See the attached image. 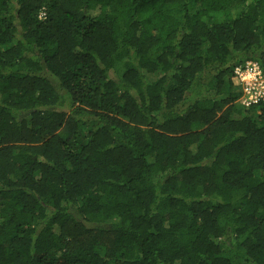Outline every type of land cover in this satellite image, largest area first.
I'll list each match as a JSON object with an SVG mask.
<instances>
[{
  "label": "trees",
  "instance_id": "obj_1",
  "mask_svg": "<svg viewBox=\"0 0 264 264\" xmlns=\"http://www.w3.org/2000/svg\"><path fill=\"white\" fill-rule=\"evenodd\" d=\"M264 0H0V264H264Z\"/></svg>",
  "mask_w": 264,
  "mask_h": 264
},
{
  "label": "built area",
  "instance_id": "obj_2",
  "mask_svg": "<svg viewBox=\"0 0 264 264\" xmlns=\"http://www.w3.org/2000/svg\"><path fill=\"white\" fill-rule=\"evenodd\" d=\"M235 84L241 91L240 103L244 107L264 100V73L255 62H245L234 69Z\"/></svg>",
  "mask_w": 264,
  "mask_h": 264
}]
</instances>
